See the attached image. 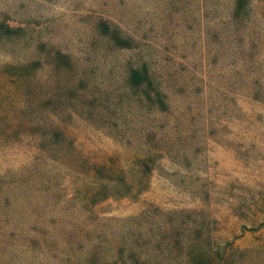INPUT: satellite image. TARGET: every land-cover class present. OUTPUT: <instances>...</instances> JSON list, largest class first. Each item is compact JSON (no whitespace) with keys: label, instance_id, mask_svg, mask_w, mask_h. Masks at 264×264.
I'll list each match as a JSON object with an SVG mask.
<instances>
[{"label":"rangeland","instance_id":"1","mask_svg":"<svg viewBox=\"0 0 264 264\" xmlns=\"http://www.w3.org/2000/svg\"><path fill=\"white\" fill-rule=\"evenodd\" d=\"M1 24L0 264H264V0H0Z\"/></svg>","mask_w":264,"mask_h":264},{"label":"trees","instance_id":"2","mask_svg":"<svg viewBox=\"0 0 264 264\" xmlns=\"http://www.w3.org/2000/svg\"><path fill=\"white\" fill-rule=\"evenodd\" d=\"M22 30L21 28H12L9 25L1 24L0 25V34L6 36L8 38L13 37L14 35L19 34V31ZM101 31L105 36H108L118 47L120 48H129L131 45V41L128 38L123 37L121 30L118 28H113L106 22L101 23ZM58 58L60 59H69L67 56L62 54L61 52L58 53ZM32 65H39V64H32ZM132 83L134 86H139L142 83H148L151 85V80L149 78L148 73H142L140 71L134 72ZM157 103L160 105L161 108L166 107V103L161 97L160 92H157L156 97ZM106 197V196H104Z\"/></svg>","mask_w":264,"mask_h":264}]
</instances>
